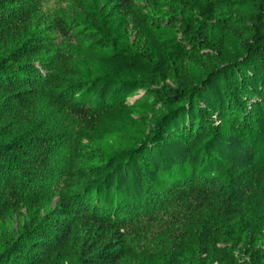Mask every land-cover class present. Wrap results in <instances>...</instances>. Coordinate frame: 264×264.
Here are the masks:
<instances>
[{
  "label": "trees",
  "instance_id": "trees-1",
  "mask_svg": "<svg viewBox=\"0 0 264 264\" xmlns=\"http://www.w3.org/2000/svg\"><path fill=\"white\" fill-rule=\"evenodd\" d=\"M106 1L110 26L93 15L84 21L57 16L58 6H48L56 0H0V120L48 88L54 101L89 118L109 142L104 151L72 150L83 164L77 174H63L77 180L49 212L75 221L74 264H119L127 255L137 264H264V147L257 148L264 121V0H147L148 6ZM66 2L61 0L62 9ZM37 10L53 12L59 38L85 41L87 72L65 64L59 74L51 72L55 62L49 58L32 61L46 51L44 42L17 34ZM123 12L134 22L133 42L127 32L123 38L112 31ZM161 32L171 37L163 39ZM195 68L207 79L197 83ZM144 84L155 87L148 100L127 103L125 96ZM1 132L0 206L17 216L23 194L34 197L42 191L37 180L54 174L49 160L60 156L66 139L6 140ZM227 132L240 137L247 162L226 159ZM192 152L201 153L205 168L189 158ZM216 162L229 171L225 181ZM105 163L110 165L103 184L82 181L103 176ZM29 212L18 232L29 244L18 241L0 253V264L23 263L24 251L40 250L50 258L63 246L57 234L70 233L72 222L56 220L46 229L39 211ZM161 227L170 239H158L163 232H156L137 244L126 240L137 239L143 228Z\"/></svg>",
  "mask_w": 264,
  "mask_h": 264
},
{
  "label": "rangeland",
  "instance_id": "rangeland-1",
  "mask_svg": "<svg viewBox=\"0 0 264 264\" xmlns=\"http://www.w3.org/2000/svg\"><path fill=\"white\" fill-rule=\"evenodd\" d=\"M66 4L62 9L61 0L56 2H50L48 6L53 7L52 9L56 10L55 6H58V10H56V15L60 17H64L65 19H80L82 21L86 20L87 15H93L97 19L101 20L105 25L110 26V23L105 19L104 10L106 8V0H66ZM127 3H134L140 6H148L152 4L147 0H126ZM55 12V11H54ZM52 11L49 13L41 10L35 11L26 22L28 27L22 28L18 31V35L22 36V39L29 35L32 38L39 39L43 41L46 46V51L35 56L32 61L38 59V62L42 58H49L55 62L51 72L63 74L60 67L69 64L71 67H75L84 74L86 71V65H84V49H85V41L80 38L73 39H63L59 38L57 34L54 32L51 22ZM115 22L111 23L112 31L118 37H127L126 32L128 33V37L133 42L136 39V33L134 31V22L132 17L127 14V12H123L117 16L114 20ZM160 36H163V39L170 38L171 34L169 32L158 33ZM142 32L138 30V36L141 37ZM125 36V37H124ZM109 38V37H108ZM110 40V39H109ZM232 50V49H231ZM234 51V50H233ZM235 52V51H234ZM232 52L231 59L235 58ZM235 56V57H233ZM230 59V60H231ZM193 77L197 83H201L203 80L207 79V74L203 69L195 68L193 69ZM220 84L216 88L218 91ZM52 88V87H51ZM50 88V89H51ZM154 86L150 84H144L142 87L137 88L134 92H129L125 98L127 103L132 105H136L138 102L142 100H148L149 95L152 94V90ZM48 89V88H47ZM38 91L36 97L33 98L29 102L28 105H25L23 108H19L15 110L13 114L5 118L4 120H0V130H2V134L6 135V140H15V139H33L37 136L44 137H53L54 135H59L62 138L66 139L65 148L60 151V156L57 154L52 155L49 160L52 163V167L55 170L54 174L50 176V179H46L45 182L41 181V179L37 180L36 185L42 190L38 194H34V197H31V194L25 192L20 202H17V206H19L20 215H13L9 211H3V206H0V253L6 252L11 246L16 245L18 241H22V243H28V239L22 238V232L19 234V230L21 229V225L24 221V217H30V210L33 209V212L39 211L38 214L42 221L45 222L46 229L48 226L54 224V221H65L71 223L73 226L70 227V233L67 235H62L61 232H58L57 236H61L63 246H57L53 249L51 253V257H47V253L40 252V250H33L31 253L24 251L22 254L25 258L24 261L21 258L19 262L21 264H74L76 259V230H75V221L70 220L72 217L66 218L63 216H59L56 214H49L51 210H56L58 206V194L63 191L65 193L68 188L67 186L76 182L77 178L70 177L72 173L77 174L78 167L82 166V162L79 159H76V156L73 155L72 150L76 147H94L95 150L104 151L107 149V144H109L106 139H102L98 135V131L96 127L93 125V122L89 120V118H80L75 112L72 110V107L67 105V102H57L52 99V93L48 92V90ZM54 89V88H53ZM53 89L51 91H53ZM101 88H97L93 91L92 96L98 97L100 94ZM209 99H214L210 97ZM211 100L210 103L212 102ZM85 105V104H84ZM82 105V106H84ZM86 106V105H85ZM78 107L77 109H79ZM264 116V115H263ZM264 119V118H263ZM210 132L213 131V128L209 129ZM258 140H257V148L258 152L262 150L264 147V121L258 128ZM225 136V146L227 154L225 157L228 161H230L233 165L242 164L248 161L249 152L246 148L241 145L240 137L233 135L232 133ZM174 149L178 152L179 156H185L183 148L181 145H177L174 143ZM201 153L197 156L192 152V155H189V158L194 160L195 163L202 164L205 168L206 160H201ZM106 156H108L106 154ZM200 157V158H199ZM214 158V155L212 156ZM64 158L66 163L63 165L60 164L59 159ZM36 159L33 157L28 161H31V165L34 168L36 166ZM175 164L179 167V162L175 161ZM110 165V163H105L103 165L104 175L102 176H89L86 179H82L86 185H90L93 183L94 185H101L105 181V177L109 173L106 170V166ZM220 171H218V176L220 180L225 181L228 170L226 167H223V163L216 162ZM92 166L90 163L87 165ZM203 168V169H204ZM35 169V168H34ZM33 169H30L32 171ZM63 170V171H62ZM61 171V172H60ZM107 171V172H106ZM199 171V170H198ZM71 172L70 176L63 175L64 173ZM128 184L130 182H127ZM62 184H66L65 188L62 187ZM68 184V185H67ZM35 185V186H36ZM46 187V188H45ZM259 187V186H257ZM256 187L252 190L255 191ZM45 191V192H44ZM33 196V194H32ZM31 200V201H30ZM30 205V206H29ZM17 208V209H18ZM9 209V208H6ZM10 210V209H9ZM9 212V213H8ZM22 216V217H21ZM20 217V218H19ZM68 219V220H67ZM16 230L19 234V237L14 238L13 230ZM61 231V230H60ZM156 232L162 233L161 237H157L158 239H170L167 236V231L165 228H160L159 231H155L154 229L148 230L145 232L144 228L138 232L136 235L137 239L128 237L127 241L132 242L133 244H137L138 241H143V239H150L149 237H145L146 235L155 234ZM142 235H141V234ZM61 234V235H60ZM53 235V234H52ZM154 240H157L156 238ZM53 246H56L53 245ZM139 261V258H137ZM119 264H137L136 259L133 256H126Z\"/></svg>",
  "mask_w": 264,
  "mask_h": 264
}]
</instances>
